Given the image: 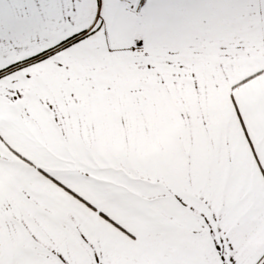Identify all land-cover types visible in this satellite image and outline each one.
Listing matches in <instances>:
<instances>
[{
  "label": "snow or ice",
  "instance_id": "snow-or-ice-1",
  "mask_svg": "<svg viewBox=\"0 0 264 264\" xmlns=\"http://www.w3.org/2000/svg\"><path fill=\"white\" fill-rule=\"evenodd\" d=\"M0 264H264V0H0Z\"/></svg>",
  "mask_w": 264,
  "mask_h": 264
}]
</instances>
